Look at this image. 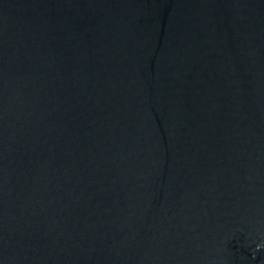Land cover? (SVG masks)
<instances>
[{"label":"water","instance_id":"95a60500","mask_svg":"<svg viewBox=\"0 0 264 264\" xmlns=\"http://www.w3.org/2000/svg\"><path fill=\"white\" fill-rule=\"evenodd\" d=\"M0 264H264V0H0Z\"/></svg>","mask_w":264,"mask_h":264}]
</instances>
